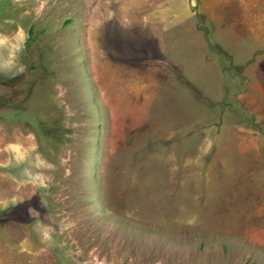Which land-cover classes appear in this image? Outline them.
I'll return each mask as SVG.
<instances>
[{
    "label": "rangeland",
    "instance_id": "1",
    "mask_svg": "<svg viewBox=\"0 0 264 264\" xmlns=\"http://www.w3.org/2000/svg\"><path fill=\"white\" fill-rule=\"evenodd\" d=\"M0 264H264V0H0Z\"/></svg>",
    "mask_w": 264,
    "mask_h": 264
},
{
    "label": "trees",
    "instance_id": "2",
    "mask_svg": "<svg viewBox=\"0 0 264 264\" xmlns=\"http://www.w3.org/2000/svg\"><path fill=\"white\" fill-rule=\"evenodd\" d=\"M10 216H11V217H12V216H14V217H18V216H16L15 214H13L12 211H10L9 214H8V217H10Z\"/></svg>",
    "mask_w": 264,
    "mask_h": 264
}]
</instances>
